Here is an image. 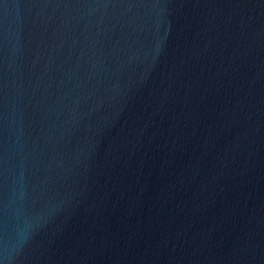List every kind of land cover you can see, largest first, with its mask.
I'll list each match as a JSON object with an SVG mask.
<instances>
[{
  "label": "water",
  "instance_id": "95a60500",
  "mask_svg": "<svg viewBox=\"0 0 264 264\" xmlns=\"http://www.w3.org/2000/svg\"><path fill=\"white\" fill-rule=\"evenodd\" d=\"M0 264H264V0H0Z\"/></svg>",
  "mask_w": 264,
  "mask_h": 264
}]
</instances>
